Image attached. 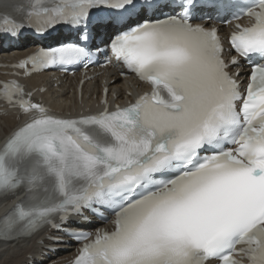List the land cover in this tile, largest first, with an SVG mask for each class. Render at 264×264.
<instances>
[{
  "label": "snow or ice",
  "instance_id": "snow-or-ice-1",
  "mask_svg": "<svg viewBox=\"0 0 264 264\" xmlns=\"http://www.w3.org/2000/svg\"><path fill=\"white\" fill-rule=\"evenodd\" d=\"M197 8L207 26L193 23ZM16 11L0 17L9 38L58 25L73 35L14 67L88 61L99 39L151 90L110 110L105 89L103 111L68 119L16 81L0 84V99L29 115L0 148V197L25 190L0 219V241L48 225L89 241L64 225L103 208L112 230H97L73 264H264V0H26ZM245 16L226 61L213 22ZM241 58L243 93L230 71Z\"/></svg>",
  "mask_w": 264,
  "mask_h": 264
},
{
  "label": "bare ground",
  "instance_id": "bare-ground-1",
  "mask_svg": "<svg viewBox=\"0 0 264 264\" xmlns=\"http://www.w3.org/2000/svg\"><path fill=\"white\" fill-rule=\"evenodd\" d=\"M57 39L58 37L56 36L54 41ZM32 49L33 47H28L23 52L31 51ZM22 53L12 50L11 52L3 53L1 57L5 61L18 57ZM104 77H107V80L114 79L113 82L108 84V88L111 91H118L120 98L123 97V88L127 90L138 89V86L135 88V85H137L135 81L120 79L118 73L113 68H106L99 79L102 80ZM24 82L29 89L39 87L40 85L46 86V91L37 96H41L53 112L64 114L81 111L94 105V95L98 87V78L85 83L82 88V98L79 101L74 91L75 83L72 79L67 81L62 80L61 84L54 87V83L50 80V75L44 72L39 75H32L26 78ZM17 120V113L14 110H8L6 114L0 116V145L7 134L15 127ZM21 196L22 194H19L16 198L8 196L7 198L0 199V216L5 214L12 203ZM47 233L51 234L52 232L44 229L42 232L27 239L0 242V264H61L65 260V257L73 253L74 247L69 245L67 251L60 252L47 250L44 244L51 246L60 245L49 241L46 238Z\"/></svg>",
  "mask_w": 264,
  "mask_h": 264
}]
</instances>
